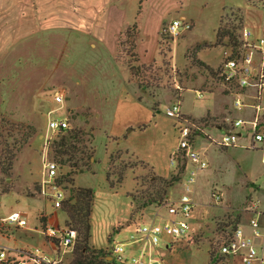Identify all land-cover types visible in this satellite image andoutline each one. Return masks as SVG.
<instances>
[{
    "label": "rangeland",
    "instance_id": "obj_1",
    "mask_svg": "<svg viewBox=\"0 0 264 264\" xmlns=\"http://www.w3.org/2000/svg\"><path fill=\"white\" fill-rule=\"evenodd\" d=\"M191 1L193 6L187 12L194 20V29L181 30L184 34L175 41L160 36L157 43L155 37L147 42L136 36L133 48L121 39L117 47L104 42L88 48L78 44L73 51H63L54 37L44 36L15 44L0 53V220L12 212H20L27 221V228L22 229L0 223V236H10L0 238V247L9 249L10 253L36 248L50 251L39 231L48 222L45 212L55 211L38 195L37 188L42 180V159L45 156L54 160L49 144L56 133L47 130V123L49 119L64 116L69 128L87 134L85 145L93 155L84 157L87 169L73 175L74 188L90 189L93 195L87 243L90 249L112 253L115 245L122 244L123 257L130 260L140 255L137 251L140 243L135 240L139 238L141 225L161 229L163 224L173 220L172 210L178 206L191 169L188 162L181 182L170 189L166 205L140 209L144 198L152 193L151 173L162 179L175 175V165L170 159L178 149L179 131L184 121L168 117L166 109L181 95L183 114L194 121L207 118V129L227 117L228 100L221 92L216 74L223 59V46L215 45V31L223 10L224 24L227 20L238 24L235 16L241 15L242 28L249 25L255 36L264 38L261 1L188 0L189 4ZM247 2L248 8L263 11L260 19L255 17L257 12L246 10ZM138 7L136 4V11L126 7L123 27L138 23L140 18L144 24L148 18L159 16L158 21L146 22L152 34L158 29L161 32L173 18V13L157 14L156 6L144 16L139 14ZM100 20L94 9L84 8L74 24L83 32L105 36L112 29L110 24L106 27ZM68 32L80 43L79 32ZM142 41L144 54L138 48ZM195 60L210 70L198 66ZM129 65L144 69L138 77H133ZM198 91L201 99L196 98ZM55 93L62 95V104L54 102ZM26 126L35 131L20 145L28 133ZM207 132L212 137L219 134L214 130ZM198 148L203 151L208 167L198 173L191 185L190 196L195 205L188 218L191 233L177 241L160 234L159 247L168 241L175 245L161 253L164 264H213L210 262L212 252L231 231V227L225 231L221 228L237 215L246 223L248 202L264 198L260 152L215 149L206 142L200 143ZM80 157L74 155L71 163L79 166ZM109 157L112 166H109ZM67 172L68 169L60 165L59 173ZM122 172V178L115 175ZM213 191L223 193L218 204L211 200ZM65 195L67 200V190ZM57 222L60 228H72L66 224V215L61 210L57 211ZM78 246L80 239L75 247ZM72 258L73 251L64 256L61 264H69Z\"/></svg>",
    "mask_w": 264,
    "mask_h": 264
},
{
    "label": "built area",
    "instance_id": "obj_2",
    "mask_svg": "<svg viewBox=\"0 0 264 264\" xmlns=\"http://www.w3.org/2000/svg\"><path fill=\"white\" fill-rule=\"evenodd\" d=\"M191 26L179 20H172L162 27L161 36L172 41L177 40L182 31H189ZM221 92L228 100V112L220 124L212 128L200 127L194 119L187 117L181 110L180 97L166 109L171 118H183L184 127L179 131L178 149L173 154L171 164L177 166L178 159H185L191 169L184 191L173 208V220L167 221L159 229L152 225L138 228L139 241L143 247L138 257L125 259L124 246L115 245L109 260L116 259L118 264H164L155 247L159 245L160 234L182 240L189 236L191 227L188 218L194 211V200L190 196L191 185L199 172L208 167V163L198 146L202 142L213 145L215 149L240 148L261 153L260 164L264 167V38L255 36L248 28L240 31L238 46H224L223 59L216 71ZM182 89L178 87V91ZM182 92V91H181ZM180 92V94H181ZM196 98L202 94L195 92ZM55 103L62 104L59 93L53 96ZM50 112L49 114H52ZM68 128V120L49 119L47 130L55 132ZM207 130H214L218 135L212 137ZM42 180L38 186V195L47 200L55 211L61 210L65 200V190L58 186L60 166L54 160L44 156L42 159ZM187 167V165H186ZM188 168V167H187ZM187 169H185L186 171ZM185 173V172H184ZM264 190V189H263ZM223 197L220 191H213L211 200L218 204ZM245 212L249 215L246 226L239 224L230 234L228 240L221 242L213 258V264H264V204L260 198L248 202ZM177 218V219H174ZM2 225L27 228V221L20 212H12L0 220ZM35 232L38 231L34 229ZM46 239L50 251L38 248L10 253L9 249L0 247V264H61L66 254L73 251L78 240L75 229L57 223H47L39 231ZM168 243L164 246L168 248Z\"/></svg>",
    "mask_w": 264,
    "mask_h": 264
},
{
    "label": "crops",
    "instance_id": "obj_3",
    "mask_svg": "<svg viewBox=\"0 0 264 264\" xmlns=\"http://www.w3.org/2000/svg\"><path fill=\"white\" fill-rule=\"evenodd\" d=\"M257 1H261V4L264 5V0ZM136 4L139 5V14L142 13L145 16L152 11V6H156L157 14L173 13V18L169 21L179 20L191 26L189 31L194 29V20L187 12L193 6V3L191 1L189 4L188 0H0V53L15 44H23L25 41L34 38L41 39L44 36L54 37L58 41V44L60 42L63 51L67 49L73 51L78 44L81 47L88 48L96 47L104 42L113 43L115 44L114 47H117L119 37L132 26L127 24L123 27L122 24L125 20L126 7L129 6L131 11H136ZM246 6L248 8V2ZM84 8H88L90 11L94 9L96 15H99L102 19L100 23H104L106 27L107 24H110L112 31L108 32L105 36L83 32L82 28L77 27L74 23L79 11H84ZM246 10L257 12L255 16L257 19H260L259 17L263 12L258 9L254 10L253 8ZM223 12L219 15V21L223 16ZM158 20L159 16L148 18L146 22ZM79 21L83 23V20L80 19ZM146 22L143 24L140 18L138 23H134L137 27V37L147 42L151 37H155L153 39L157 43V39L161 36L160 30L158 29L150 34L149 31L151 30L149 29V24H146ZM248 26H245V28H248ZM99 28L102 29L103 27L100 26ZM68 31L79 32L80 43L77 42V38H72ZM144 41L138 44V48H141L143 54L145 53ZM245 178L247 177L245 176ZM260 199L264 204V198ZM45 215L48 216L47 223H55V212H51L50 214L45 212ZM242 224L246 226L247 222ZM9 237L0 236L2 239H8ZM12 242L15 244V241ZM135 242L140 243V247L137 249L140 253L143 242L139 241V238ZM168 244V248H165V246L159 247V245L155 247L161 260L163 258L161 253H164L165 250L170 251V247L175 246L170 241H168ZM12 252L16 254L19 251L13 250Z\"/></svg>",
    "mask_w": 264,
    "mask_h": 264
},
{
    "label": "trees",
    "instance_id": "obj_4",
    "mask_svg": "<svg viewBox=\"0 0 264 264\" xmlns=\"http://www.w3.org/2000/svg\"><path fill=\"white\" fill-rule=\"evenodd\" d=\"M238 20V24H234L233 21H228L224 24V18L221 17L218 27L215 31V45L216 46H238L240 44V34L238 31L243 27V17L241 15L235 16ZM137 36V27L136 25H132L129 27L120 37L119 40H123L124 43L131 44L133 48L134 39ZM196 61L198 66L204 67L206 70H210L205 67V65ZM137 62V61H135ZM128 69L130 71L131 76L138 77L139 73L144 69L143 66H132L129 65ZM194 123L200 127L208 126V119L203 118L199 121H194ZM27 134L23 139L22 144L26 143L28 138L34 133L35 129L33 127L26 126ZM55 138L49 144L50 152L53 155V159L59 163L58 165L64 166L68 169V172L64 175L59 173L57 178L58 186L69 192V198L65 200L61 212L66 215V224L71 225L72 228L78 231V239H80V246L74 247L73 249V258L69 262V264H118L116 259L109 260V257H113L111 253H105L102 250H93L90 249L87 245L88 240L90 238V218L92 212V202L93 195L90 189L85 188H74V179L73 175L85 171V165L83 163L84 157H91L92 154H89L90 148L85 145L88 141L85 139L87 134L81 130H75L68 128L65 130L55 131ZM79 145V146H78ZM89 154V155H88ZM74 155H80V165L78 166L76 163L72 164L71 160ZM93 156V155H92ZM9 161L12 158L8 159ZM7 160V161H8ZM185 162V164H184ZM113 161L111 157H109V166H112ZM11 168V163L8 164V170ZM186 169V161L185 159H178L177 166L174 169L175 175L171 176L169 179H162L151 173V185H153L152 193L145 197L142 207L140 209H145L151 205L155 206H163L167 203V196L170 189L178 182H181L182 176ZM7 171V170H6ZM110 173L107 172L106 178L109 182ZM118 178L123 177V172L115 174ZM112 188V185L110 184ZM37 192H39V188H37ZM142 200V198H140ZM140 200V201H141ZM242 218L237 215L234 221L226 223L222 229L225 231L227 228L231 227V231L228 236L223 237V241L228 240L231 232L241 224ZM218 247V246H217ZM217 251V248H216ZM215 252H212L210 262L212 263L213 258L215 257Z\"/></svg>",
    "mask_w": 264,
    "mask_h": 264
}]
</instances>
